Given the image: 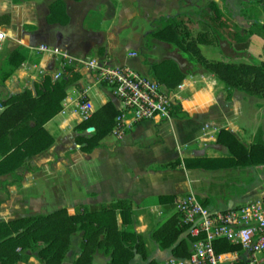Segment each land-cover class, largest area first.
Here are the masks:
<instances>
[{"label":"crops","instance_id":"crops-1","mask_svg":"<svg viewBox=\"0 0 264 264\" xmlns=\"http://www.w3.org/2000/svg\"><path fill=\"white\" fill-rule=\"evenodd\" d=\"M55 1L0 0V28L7 34L0 50V68L15 47L21 46L26 55L9 77L0 80V108L8 94L32 89L44 74L53 75L59 69L51 54L37 51L39 44H46L77 58L96 57L152 78L151 64L174 62L185 76L170 93L186 115L137 122L121 140L113 136V140H103L105 136L99 146L84 152L73 140V127L80 121L77 103L81 91L89 87L92 114L100 124L112 116L108 103L116 110L120 103L107 85L94 83L85 69L74 65L79 77L62 100L64 113L45 124L54 143L29 159L20 171L21 182L7 186L9 195H0V220L129 199L134 228L144 235L148 251L147 239L153 241V231L176 213L171 200L160 196L192 192L214 210L264 197V163H236L227 146L217 141L221 129L246 147L258 138L264 141V96L225 87L214 73L194 67L178 48L149 36L156 21L168 16L182 21L194 36L210 32L199 16L209 0H61L67 16L64 23L48 20ZM214 1L233 29L245 37L199 44L202 55L226 62L264 63V35L243 33L256 21L264 23L261 7L250 0ZM136 18L139 28L133 37L126 26ZM128 40L132 44H126ZM81 235V231L72 234L62 264H73L80 253ZM161 250L167 253L152 256L148 251V260L173 256L169 249ZM23 253L27 257L16 264H42L32 251ZM134 257L139 259V254ZM107 261V256L94 255L93 264Z\"/></svg>","mask_w":264,"mask_h":264},{"label":"trees","instance_id":"trees-1","mask_svg":"<svg viewBox=\"0 0 264 264\" xmlns=\"http://www.w3.org/2000/svg\"><path fill=\"white\" fill-rule=\"evenodd\" d=\"M250 1L259 5L264 12V0ZM244 11L245 7L241 9L242 14ZM199 16L210 32H198L194 36L182 21L168 16L156 21L157 27L149 36L178 48L194 67L214 73L225 87L264 96L263 62L251 60L249 63H234L207 59L199 48V44L210 43L218 38L231 40L245 36L233 29L232 23L223 16L220 6L214 0L208 1L206 8L199 11ZM48 20L62 23L67 21L61 0L52 3ZM243 33L264 35V23L256 21ZM25 56L21 46L9 52L0 68L2 82L22 64ZM73 66H65L58 79L46 73L38 83H34L32 89L24 88L20 92L10 93L1 101L0 177H11L2 181L6 192L7 186L21 182L20 169L28 160L46 151L54 143V137L45 124L62 109V100L68 87L79 77ZM150 73L165 86L166 91H171L185 76L170 60L151 64ZM108 107L112 115L109 122L100 124L92 114L74 125L73 140L82 151L91 152L110 134L118 110L110 103ZM171 115L185 116L186 113L176 103ZM89 127H93V130L87 132ZM217 141L227 146L232 158L237 159L236 163H264V141L259 138L250 147H246L231 132L221 129ZM173 197L160 196L170 200ZM134 224V212L129 199L89 207H61L47 213H31L0 220V264H16L25 259L27 255L23 253L24 250L32 251L42 264H62L70 249L71 236L77 231L82 232V240L80 253L73 264H93L95 254L107 256L105 264H132L135 254H139L143 263L138 261L134 264H161L156 259L148 260L144 235L135 230ZM186 229L187 226L175 213L156 228L152 236L160 249H169L173 256L184 257L189 254L190 241L193 240L189 234H184ZM236 248L223 240L215 242L217 252Z\"/></svg>","mask_w":264,"mask_h":264},{"label":"built area","instance_id":"built-area-1","mask_svg":"<svg viewBox=\"0 0 264 264\" xmlns=\"http://www.w3.org/2000/svg\"><path fill=\"white\" fill-rule=\"evenodd\" d=\"M6 37V31L0 28V50ZM36 49L51 54L58 62L59 69L53 73V79L61 77L65 66L75 65L85 69L94 83L110 88L112 96L120 103L110 130L116 140H121L137 122L171 115L175 101L170 91L150 76L126 66L107 64L96 57L77 58L65 49L46 44H39ZM88 90L89 87L84 88L79 95L80 121L92 115ZM59 112L64 113V108ZM171 204L187 226L185 234L193 240L187 256H170L163 264H264V197L214 210L189 192L174 196ZM219 240L237 248L217 252L215 242Z\"/></svg>","mask_w":264,"mask_h":264},{"label":"rangeland","instance_id":"rangeland-1","mask_svg":"<svg viewBox=\"0 0 264 264\" xmlns=\"http://www.w3.org/2000/svg\"><path fill=\"white\" fill-rule=\"evenodd\" d=\"M150 1H152V0H150ZM157 2V1H156ZM151 2H149V4H150ZM151 6V5H150ZM229 21H230V19H229ZM231 22V21H230ZM138 22H137V18L136 19H132V20H130L129 22H127V26H126V32H127V34L128 33H130V34H133V37H136V35H137V33H138ZM194 32L196 31V29L194 28V29H192ZM132 41L131 40H128L127 42H126V44L128 43L129 45L130 44H132L131 43ZM2 108H0V110H1ZM115 139V138H114ZM103 140H108V141H110V140H113V138H112V135L110 134V135H108V136H106ZM28 162H29V160H28ZM28 162L26 163V165L28 164ZM24 167H22L21 169H20V171H22V169H23ZM9 179H11V177L10 176H3V177H0V195H5V196H7V195H9V192H6L5 191V189H4V187H3V185H2V181L3 180H9ZM147 243H148V251H149V253H151V255L153 256H156V255H160V253H161V251H163L164 253H167L165 250H161L157 245H156V243H155V241L153 240H151L150 238H148L147 239ZM159 261H160V263L161 264H163V260L164 259H158ZM134 262H132V264H134L135 263V261L136 262H138L139 261V259L138 258H135L134 260H133ZM140 262V261H139ZM95 263H98V260H96L95 261ZM141 263V262H140Z\"/></svg>","mask_w":264,"mask_h":264},{"label":"water","instance_id":"water-1","mask_svg":"<svg viewBox=\"0 0 264 264\" xmlns=\"http://www.w3.org/2000/svg\"><path fill=\"white\" fill-rule=\"evenodd\" d=\"M91 130H92V127H89V128H88V131H91Z\"/></svg>","mask_w":264,"mask_h":264}]
</instances>
